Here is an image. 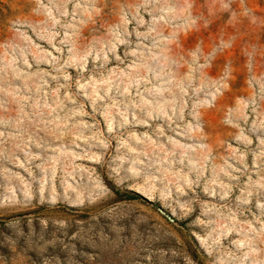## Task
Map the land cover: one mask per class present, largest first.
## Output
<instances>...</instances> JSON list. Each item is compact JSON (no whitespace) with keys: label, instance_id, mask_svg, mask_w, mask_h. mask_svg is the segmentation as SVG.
Instances as JSON below:
<instances>
[{"label":"rangeland","instance_id":"rangeland-1","mask_svg":"<svg viewBox=\"0 0 264 264\" xmlns=\"http://www.w3.org/2000/svg\"><path fill=\"white\" fill-rule=\"evenodd\" d=\"M0 264H264V0H0Z\"/></svg>","mask_w":264,"mask_h":264}]
</instances>
